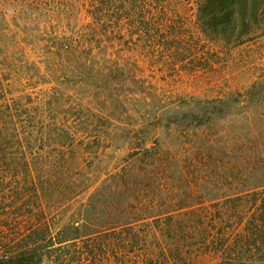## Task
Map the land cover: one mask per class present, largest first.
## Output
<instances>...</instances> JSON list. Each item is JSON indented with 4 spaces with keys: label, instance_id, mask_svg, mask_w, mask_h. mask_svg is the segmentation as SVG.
Listing matches in <instances>:
<instances>
[{
    "label": "trees",
    "instance_id": "trees-1",
    "mask_svg": "<svg viewBox=\"0 0 264 264\" xmlns=\"http://www.w3.org/2000/svg\"><path fill=\"white\" fill-rule=\"evenodd\" d=\"M174 1L197 6L189 57ZM249 44L264 0H0V264H264V68L138 125L119 94L139 86L125 61L211 73Z\"/></svg>",
    "mask_w": 264,
    "mask_h": 264
},
{
    "label": "rangeland",
    "instance_id": "rangeland-1",
    "mask_svg": "<svg viewBox=\"0 0 264 264\" xmlns=\"http://www.w3.org/2000/svg\"><path fill=\"white\" fill-rule=\"evenodd\" d=\"M197 6L195 2H182L174 1L166 10L168 13L164 14L163 27L169 33H173L176 37L175 43L181 45L182 56L189 57L188 51L189 45H191L190 37L192 34L199 36L197 27ZM83 18V17H82ZM84 21V23H86ZM172 34V35H173ZM174 37V38H175ZM179 38V39H178ZM47 41H41L30 46V49H36L37 51H29L33 59L40 60V54L43 49V45H46ZM33 46V47H32ZM264 44H249L243 48L232 51L228 56L221 60V64L216 66L213 72H197L192 73L181 69V65H178V72L173 68L170 62H164L167 59L166 54H157L148 60L138 58L140 61L132 60L125 61L131 73L129 76L134 75L139 82V86L134 83H127L126 86L119 93L124 100L126 107L124 114L121 118L122 122L127 124H141L145 117H149V107L151 106L155 110H172L176 107L185 109L189 105V100L192 97L199 99H215L219 98L223 94L232 93L247 86L252 78V74L259 72L264 65H260L259 68L252 66L249 61L257 55L262 54ZM121 49L117 46L110 50V58L113 60L115 53ZM124 60H130L127 54L121 56ZM171 60L175 61L179 56V52L171 55ZM182 57V58H183ZM137 62L138 68L130 65V62ZM254 61H252L253 63ZM135 64V63H134ZM102 64H98L97 67H101ZM177 78L173 80V77ZM173 78V79H172ZM213 78V79H212ZM50 86L44 84L38 86V89H47ZM145 100L146 102H144ZM229 111L234 112L233 107L229 106ZM219 117L218 129L225 127V129H231L233 118L227 116V120ZM216 121V122H217ZM103 144V143H102ZM124 150L118 153L119 156L126 155Z\"/></svg>",
    "mask_w": 264,
    "mask_h": 264
}]
</instances>
